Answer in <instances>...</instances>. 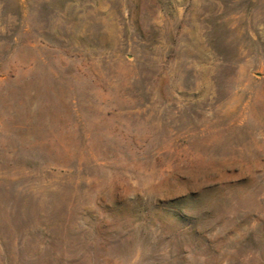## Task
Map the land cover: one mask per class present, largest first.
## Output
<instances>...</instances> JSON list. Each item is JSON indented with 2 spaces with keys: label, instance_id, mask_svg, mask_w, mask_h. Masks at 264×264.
I'll return each instance as SVG.
<instances>
[{
  "label": "rangeland",
  "instance_id": "rangeland-1",
  "mask_svg": "<svg viewBox=\"0 0 264 264\" xmlns=\"http://www.w3.org/2000/svg\"><path fill=\"white\" fill-rule=\"evenodd\" d=\"M0 264H264V0H0Z\"/></svg>",
  "mask_w": 264,
  "mask_h": 264
}]
</instances>
